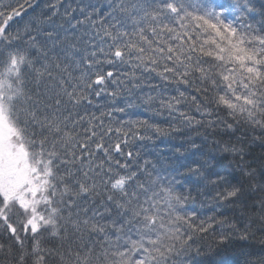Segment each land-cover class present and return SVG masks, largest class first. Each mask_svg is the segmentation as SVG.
Returning a JSON list of instances; mask_svg holds the SVG:
<instances>
[{
  "label": "snow or ice",
  "instance_id": "obj_1",
  "mask_svg": "<svg viewBox=\"0 0 264 264\" xmlns=\"http://www.w3.org/2000/svg\"><path fill=\"white\" fill-rule=\"evenodd\" d=\"M0 264H264V0H0Z\"/></svg>",
  "mask_w": 264,
  "mask_h": 264
}]
</instances>
